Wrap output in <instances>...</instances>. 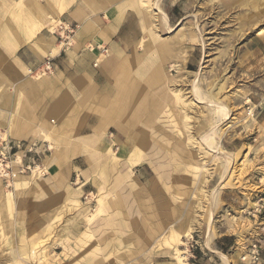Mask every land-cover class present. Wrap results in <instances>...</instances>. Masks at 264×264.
<instances>
[{"label":"rangeland","instance_id":"374dc122","mask_svg":"<svg viewBox=\"0 0 264 264\" xmlns=\"http://www.w3.org/2000/svg\"><path fill=\"white\" fill-rule=\"evenodd\" d=\"M161 2L159 6L162 11L171 9L175 17H183V20L179 28L171 22L169 32L161 26L158 16L153 17L151 13L156 34L170 37L176 28L181 30V37L184 35L182 64L185 66L188 59L194 62L193 73H184L182 79L171 77L170 88L179 89L186 100H191L190 82L194 74L199 72L202 58L201 43L194 35L199 33L205 44L199 88L204 96L210 94L217 102L229 108L231 100L238 97L239 88L248 82L246 74L250 69L241 60L240 50L247 41L258 36L257 31L264 33V0ZM53 22L56 21H52L51 26L56 27L54 34L57 36L58 26L64 23ZM192 37L194 40H191ZM172 95L168 89L169 98ZM168 106L166 114H162L158 123L163 131L156 129V138L167 146L168 151L165 156L169 165L165 171L170 176L165 179L166 192H147L144 198L143 193H140L141 187L137 188L138 179L133 169H113V177L117 176L116 173L125 176L118 186L122 193L115 192L113 195L121 205L104 214H97L98 189L92 182L98 179L97 176L95 178L97 171L88 179L86 189L82 188L84 191L77 202L69 203L68 207V195L64 200L59 193L43 195L40 191L39 194L33 188V182L19 188L13 183L8 186L3 183L0 205L2 198L10 200L12 217L8 215L7 219L11 217L13 226L4 229L0 224V264H12V251L21 258L22 264H223L218 253L230 258L231 264H236L237 257L243 251V244L259 240L256 239V224L253 222L257 217L248 214L264 201L257 196L264 189V186H259L262 182L260 178L264 152L254 153L248 148L259 145V140L255 141L250 132L246 136L236 134L230 128V119L224 121L215 143L232 160L229 168H233L229 178L225 179V185L219 186L222 182L221 168L226 165L225 161L207 152L199 144L187 148L185 143H189L185 129L180 124L182 117L178 116L179 109L175 105ZM185 114L189 118L187 129H190L197 141L214 124L211 110L202 103H193L190 108H186ZM251 114L249 111L248 116ZM118 160L111 159L110 164L114 166ZM194 164L203 165L202 169L193 173L191 166ZM42 173L39 177L47 175L45 171ZM113 177L109 176L112 184ZM84 180L87 179L79 180L73 172L69 183L71 194L78 190ZM237 195L242 196L240 206L236 202L230 204L224 201L234 199ZM157 199L161 200L159 208L158 202H155ZM209 210L212 212V239L206 243ZM58 214L60 218L54 219ZM188 222L192 225L189 238L183 234ZM47 226H51L49 231H45ZM174 231L180 234L178 240L174 237ZM230 232L231 238H221ZM228 244H231L230 248L225 247Z\"/></svg>","mask_w":264,"mask_h":264},{"label":"crops","instance_id":"0c3cea01","mask_svg":"<svg viewBox=\"0 0 264 264\" xmlns=\"http://www.w3.org/2000/svg\"><path fill=\"white\" fill-rule=\"evenodd\" d=\"M23 1L21 7H17L20 0H0V132L17 148L16 163L35 168L32 173L19 172L15 164L13 182L9 185L13 183L19 188L33 182V188L39 194L40 191L43 195L59 193L65 200L71 194L69 183L73 172L79 180L87 179V153L100 156L101 162L96 160L99 163L97 170L102 156L111 150L119 159L113 169H133L138 179L137 188L141 187L140 193L144 198L147 192H166L165 180L151 178L156 175L154 170L158 165L166 170L168 164L167 159L163 162L154 159L156 154H168L167 146L159 142L155 134L162 112L169 103L168 99L163 100L164 96L168 98L169 80L171 77L182 79L184 73L193 71V60L188 59L183 66L184 44L176 37L181 32L178 28L183 17H175L171 9L163 11L168 17V24L172 22L178 27L175 33L162 37L156 34V26L151 25V21V27L147 26L148 39L141 46L144 28L137 10L126 7L129 0H66L62 11L58 7L53 8L46 0ZM25 10L31 13L27 20L29 24L24 20ZM12 12L18 14L17 20L11 18ZM107 15H110L109 18ZM52 19L74 30L73 43L68 50H62L58 37L50 32ZM161 25L166 28L163 23ZM10 27L14 34L9 33ZM260 36L247 41L240 50L241 60L249 65L250 70L246 74L248 82L239 88L238 97L230 102L232 114L228 122L236 134L246 136L250 132L255 141L259 140V145L248 147L254 153L264 152V106L261 104L264 99V35ZM171 63H179V66L173 67ZM153 77L155 81H152ZM137 86L144 90V94L146 92L147 100L143 98L142 107L145 110L139 113L134 109L133 98ZM153 96L160 98L159 110L152 108ZM249 110L253 111L250 117ZM88 137L96 139L91 146L92 152L84 147ZM133 149L145 155L146 160L129 166L121 154ZM122 161L124 163L120 164ZM44 169L47 175L39 177L37 173L44 172ZM78 172L80 175H77ZM261 180L259 186L262 188L264 163ZM84 181L79 187L81 193L88 184V180ZM94 185L91 184L92 187ZM257 196L259 200H264V189ZM160 201H155L158 208ZM224 201L230 204L236 202L240 206L242 196ZM253 222L256 224V239H259L255 241L260 243L261 248L260 264H264V211ZM231 234L221 238L229 239ZM250 243L243 244L236 264Z\"/></svg>","mask_w":264,"mask_h":264},{"label":"bare ground","instance_id":"6f19581e","mask_svg":"<svg viewBox=\"0 0 264 264\" xmlns=\"http://www.w3.org/2000/svg\"><path fill=\"white\" fill-rule=\"evenodd\" d=\"M26 1H31V0H26ZM51 6L54 7H58V10L59 11H62L63 7L65 6L64 2L66 0H56L57 3H55V0H46ZM104 1V0H103ZM127 1V0H126ZM162 0H129L127 3H126V7H131V8H134L137 10V12L140 14V19H141V24L144 28V37L143 39L141 40L140 42V45L143 46L146 41H147V35H148V27L151 25H153L154 27L156 26L155 25V21H154V18L151 17V13L153 17H157L158 16V19L161 21V23L164 24V26L166 27V29L169 30V32H171V27L170 25L168 24V17L166 16V14L161 10L159 4ZM167 1V0H166ZM10 2V1H9ZM16 2V1H15ZM24 1L23 0H20L19 4H17V7H21V3H23ZM101 2V1H100ZM43 3V2H42ZM123 3V2H122ZM162 3V2H161ZM12 5V4H11ZM57 5V6H56ZM60 6V7H59ZM123 6V5H121ZM78 7V6H77ZM43 8V7H42ZM100 8V7H99ZM48 10V9H47ZM102 10V9H101ZM104 12V11H103ZM130 12V11H129ZM132 12V11H131ZM54 13V12H53ZM61 13V12H59ZM68 13V12H67ZM72 13V12H71ZM84 13V12H82ZM102 13V12H101ZM30 11L29 10H25L24 11V20H28L30 19ZM69 14V13H68ZM104 14V13H103ZM102 14V15H103ZM107 14V13H106ZM14 15V16H13ZM18 14L15 15V12L11 13V18H13L14 20L16 19V16ZM51 15V14H50ZM83 15V14H82ZM111 15V14H110ZM109 15V16H110ZM108 16V15H107ZM108 16V18H109ZM112 16V15H111ZM117 17V16H116ZM123 17V16H120V18ZM56 18V17H55ZM138 18V17H137ZM19 19V18H18ZM101 19V18H100ZM105 19V17H104ZM111 19V18H110ZM17 20V19H16ZM59 20V19H58ZM109 20V19H108ZM117 20V19H116ZM119 20V19H118ZM20 21V19H19ZM51 21H56L55 23H57L58 21L55 20V19H52ZM152 21V24L150 25ZM170 21V20H169ZM25 22V21H24ZM108 22V21H107ZM112 22V21H111ZM25 23H28L25 22ZM54 23V22H53ZM54 23V24H55ZM60 23V22H59ZM136 23V22H135ZM29 24V23H28ZM122 24V23H121ZM131 25V24H130ZM132 26V25H131ZM148 26V27H147ZM162 26V25H161ZM116 27V26H115ZM136 27V26H135ZM56 27H53V25L51 26L50 30L52 31V34L56 33V30H55ZM153 28V27H152ZM98 29V28H97ZM147 29V31L145 30ZM150 29V28H149ZM55 30V31H54ZM103 30V29H102ZM117 30V29H116ZM80 31V30H79ZM118 31V30H117ZM135 32V30H133ZM110 32V31H109ZM9 33L10 34H14L15 31H13L10 27L9 29ZM78 33V32H77ZM104 33V32H103ZM107 33V32H106ZM111 33V32H110ZM116 34V33H115ZM256 34L259 36H263V32L261 31H257ZM107 35V34H106ZM196 35V38H198V42L201 43V46H202V58L199 62V72H196L194 74V77L193 79L191 80L190 82V94H191V100H186V98L184 97V94L179 90V89H171V92H172V97L168 98L166 96L163 97V100H166L168 99V105H175V107L177 109H179V114L178 116L182 117V119H180V124L182 126L183 129H185V135H186V139H187V142L189 143V145L187 143H185V146L187 148H191V146H193L194 144H199L201 146L204 147V149H206L207 152L209 153H212L213 155L217 156V157H220L222 158V160H224L226 163V165L221 168V175L222 176V182L220 183L219 186L221 185H225V179L227 180L229 178V176L231 175L232 173V168H229L230 166V158L228 157V155H226V153H224L223 151H221L218 146H217V143H215L216 141V138H217V133L219 132V128L221 127V125L224 123V121L230 119L231 117V114H230V108H228L227 106H225L224 104H221L219 102L216 101V99L214 98V96L208 94V96H204V94H202L200 88H199V75H200V72L203 68V63H204V59H205V44L203 43V40L201 39V37L199 36L200 34L197 33V34H194ZM105 36V35H104ZM141 36V34H140ZM173 36V35H171ZM182 36V33L180 32L178 36H176L177 38L181 39L182 41L184 40V35L183 37ZM260 36V37H261ZM100 37V36H99ZM112 37V36H111ZM129 37V36H128ZM132 37V36H131ZM139 37V36H138ZM90 38V37H89ZM123 40V39H122ZM130 40V39H128ZM191 40H194V38L192 37ZM96 41V40H95ZM99 41V40H97ZM40 42V41H39ZM100 43V42H99ZM131 43V42H130ZM120 44V43H119ZM95 45V44H94ZM123 45H126V44H123ZM96 46V45H95ZM48 47V46H47ZM46 47V48H47ZM54 47V46H53ZM94 47V46H93ZM101 47V46H100ZM86 48V47H84ZM126 48V47H125ZM139 48V47H138ZM50 50V48H49ZM170 50V49H169ZM125 51H128L127 48ZM92 54V53H91ZM190 54V53H189ZM54 55V54H53ZM40 57V56H38ZM91 58V57H90ZM39 59V58H38ZM40 60V59H39ZM91 60V59H90ZM81 63V62H80ZM86 63V62H85ZM90 63V62H89ZM173 67L177 66L178 64L177 63H173L172 64ZM70 67V66H69ZM183 67V66H182ZM86 69V68H85ZM164 69V68H162ZM193 73V72H192ZM139 74V73H138ZM98 79V78H97ZM52 80H53V77H52ZM55 81V80H54ZM94 81V80H93ZM99 81V80H98ZM152 81H155V77H153ZM157 81V80H156ZM40 82V81H39ZM48 82V81H47ZM100 84V83H99ZM98 84V85H99ZM104 84V83H103ZM149 87V86H148ZM147 87V88H148ZM109 89V88H108ZM107 92V91H106ZM134 95H133V98H134V106L138 113L139 112H142L144 111L145 109L142 107L143 106V102H144V97L146 96V92L144 94V90H141L139 89V86H137L136 90H134ZM105 94V93H104ZM110 97V96H109ZM108 97V98H109ZM145 100H146V97H145ZM147 101V100H146ZM107 102V101H106ZM151 103H152V108H156L157 110L160 109V98H158L157 96H153L152 100H151ZM193 103H202L204 104L207 108H209L212 112V116H213V125L210 127L209 131L204 133L201 138L199 139V141L196 140V138L193 137L192 133L190 132V129H187L189 128L188 127V116H186L185 114V110L186 108H190V105H192ZM169 107V106H168ZM1 109V108H0ZM166 110V109H165ZM250 113H252L251 110H249ZM110 112V111H109ZM167 112V111H166ZM162 113H165V112H162ZM110 114V113H109ZM143 114V113H142ZM166 114V113H165ZM168 115V114H167ZM13 116V115H12ZM223 119H222V118ZM11 121V119H10ZM90 122V121H89ZM93 122V120H92ZM175 123H178L175 122ZM94 124V123H93ZM176 125V124H175ZM157 130L159 128L160 131H163L162 129V126H160L159 124L156 126ZM178 131V130H177ZM179 133V132H178ZM117 134V133H116ZM182 134V133H180ZM87 135V134H86ZM99 135V134H98ZM115 135V134H114ZM156 135V134H155ZM109 136V135H108ZM45 137V136H44ZM83 137V136H82ZM112 138V137H111ZM95 141L96 139L93 137H88L85 142H84V147L87 146L86 148V151H91V146L95 144ZM139 141V140H138ZM105 142V141H104ZM109 142V141H108ZM141 142V141H140ZM101 143V142H100ZM107 143V142H106ZM111 143V142H110ZM102 145V144H101ZM106 146V145H105ZM132 146V145H131ZM136 146V145H135ZM103 147V145H102ZM130 147V146H129ZM137 147V146H136ZM138 148V147H137ZM179 148V147H178ZM64 152V151H63ZM68 152V151H67ZM92 152V151H91ZM107 154H104L102 156V163H101V166L100 168L96 170V167L99 166V163L98 162H101V159L100 156H97L95 154H92V153H87L86 157H87V160L89 161V172H86L85 173V177L87 178V180L91 177L92 173L97 171V175L95 174V178L96 176L98 177V179H95L94 181H92L96 186H97V189H98V193H97V197H98V200H97V204H98V207H97V214H104L106 213L108 210H111L112 208L115 209L116 207H119L121 205V203H119V201H117L113 196L114 195V192L116 193H122L120 188H118V186L122 183L123 181V178H125V176L122 174V173H116L117 176L116 177H113V165L110 164V161L111 159H117L116 157H114L115 154H112V151L111 150H108V152H106ZM119 154H121V150H119L118 152ZM69 154V152H68ZM112 154V157H110ZM121 155H124V158L126 160V164L129 165V166H135V165H138L139 163H142L146 160L145 158V155H143L141 152L137 151V150H131L129 153H122ZM58 156V155H56ZM62 156V155H61ZM156 158V160L158 161H164L166 160V156L164 154H156L154 155ZM215 158V157H214ZM55 159V158H54ZM60 159V158H59ZM218 159V158H217ZM69 160V159H68ZM96 160H98V162H96ZM53 161V160H52ZM58 161V160H57ZM79 161V160H77ZM85 161V160H84ZM83 161V162H84ZM82 162V163H83ZM167 162V160H166ZM232 162V160H231ZM57 163V162H56ZM55 163V164H56ZM72 163V162H71ZM76 163V161H75ZM64 164V163H63ZM62 164V165H63ZM73 164V163H72ZM204 164V163H203ZM118 165V162H115L114 166L116 167ZM125 165V164H124ZM169 165V163H168ZM232 165V164H231ZM68 166V165H67ZM71 166V165H70ZM69 166V168H70ZM202 166L203 165H197V164H194V166H191L192 168V172L195 173L196 170H201L202 169ZM120 167V166H119ZM53 168V167H52ZM67 168V167H65ZM86 168V167H85ZM88 168V167H87ZM49 169V167H48ZM47 169V170H48ZM63 169V168H62ZM162 169V166L161 165H158L154 172H155V178L160 181V180H165L167 179L170 175L167 173V171L165 170H161ZM36 170V169H35ZM46 170V171H47ZM64 170V169H63ZM45 171V169H44ZM82 171V170H81ZM137 171V170H136ZM50 172V171H49ZM37 173V171H36ZM39 175L38 176H41L43 173L42 172H38ZM53 173V172H52ZM151 173V172H150ZM192 173V174H193ZM51 174V173H50ZM203 174V173H202ZM66 175V174H65ZM112 176L114 178V180L112 181L113 184L110 182V179H109V176ZM18 176V175H17ZM37 176V175H36ZM60 176V175H59ZM26 177V176H25ZM28 177V176H27ZM52 177V176H51ZM54 177V176H53ZM190 177V176H189ZM59 178V177H58ZM30 179V178H29ZM47 179V178H46ZM50 179V178H49ZM55 179V178H54ZM16 180H18L16 178ZM15 180V181H16ZM78 180V179H77ZM76 180V181H77ZM204 180V179H203ZM91 181V179H90ZM140 181V180H139ZM13 182V181H12ZM25 182V181H24ZM54 182V180H53ZM52 182V183H53ZM51 183V184H52ZM2 182L0 180V192L2 191ZM65 185V184H64ZM63 185V186H64ZM8 186V185H7ZM31 186V185H30ZM86 186V185H85ZM87 187V186H86ZM221 188V187H220ZM86 189V188H85ZM89 189V188H88ZM217 189V188H216ZM32 190V189H31ZM220 190V189H219ZM61 191V190H60ZM84 191V190H83ZM171 191V190H170ZM11 192V191H10ZM30 192V191H29ZM38 192V191H37ZM52 192V191H51ZM54 192V191H53ZM201 192V191H200ZM12 193V192H11ZM39 193V192H38ZM214 193L213 195H215V192H212ZM32 194V193H31ZM27 195V194H26ZM29 195V194H28ZM79 195H81V189L78 188V190L72 194H70L69 198L67 199V203L68 205H66V207L69 206V203H76L77 202V199L79 197ZM94 195V194H92ZM8 196V195H7ZM32 196V195H31ZM91 196V195H90ZM120 196V195H119ZM2 198V197H1ZM6 198V197H5ZM5 198H2V202H1V205H0V224L3 225V228L4 229H7V228H10L13 226V222L10 220V218L12 217V214L10 213V206H11V203H10V200L9 199H5ZM214 198V197H213ZM212 199V198H211ZM92 200V199H91ZM178 200V199H177ZM82 201V200H81ZM120 201L122 202V200L120 199ZM23 202V201H22ZM21 202V203H22ZM198 203V202H197ZM77 205V204H76ZM80 206V204H78ZM83 205V204H82ZM25 207V206H24ZM72 207V206H71ZM74 207V206H73ZM19 208V207H18ZM16 208V209H18ZM63 208V207H62ZM23 209V208H22ZM74 209V208H73ZM25 210V208H24ZM211 210V209H210ZM209 210L208 212V230H207V240H206V243L208 241H210L212 239V227H211V217H212V212ZM23 212V211H22ZM64 212V211H63ZM62 212V213H63ZM66 212V211H65ZM116 212V211H115ZM60 213V211H59ZM68 213V212H67ZM91 213V212H90ZM66 214V213H64ZM63 214V215H64ZM89 214V213H88ZM11 216L9 218V220L7 219V217ZM62 215V214H61ZM117 215V214H116ZM195 215V214H194ZM20 216V215H19ZM73 216V215H72ZM118 216V215H117ZM85 217V216H84ZM94 217V216H92ZM18 218V217H17ZM60 216L59 214L57 216H55L54 219H59ZM65 218V217H64ZM89 218V217H88ZM22 220V219H21ZM16 222V221H15ZM59 223V222H58ZM196 223V222H195ZM77 224V223H76ZM83 224V223H82ZM191 223L188 222V224H186V227H185V230L183 231L184 233V236L189 238L188 236H190V233L192 231V225H190ZM24 225V224H23ZM55 225V224H54ZM53 225V226H54ZM78 225V224H77ZM76 226H74L75 228ZM73 228V229H74ZM83 228V227H82ZM51 229V226L48 227L45 229V231H49ZM172 229V228H171ZM72 231V230H71ZM76 231V230H75ZM194 231V230H193ZM84 232V231H83ZM76 233V232H74ZM79 233V232H78ZM1 234V233H0ZM171 234V233H170ZM174 237L175 239H179L180 238V234L175 232L174 231ZM5 235V234H4ZM3 237V236H2ZM47 237V236H46ZM171 237V235H170ZM169 237V238H170ZM174 237H171V238H174ZM54 238V237H53ZM80 239V238H79ZM85 242V241H83ZM173 242V241H171ZM179 242V241H178ZM182 242V241H181ZM86 244V243H85ZM172 244V243H171ZM181 244V243H179ZM40 245V244H39ZM84 245V244H83ZM175 245V244H174ZM207 245V244H206ZM63 246V245H62ZM64 247V246H63ZM171 247V246H170ZM100 248V247H99ZM47 249V248H46ZM83 249V248H81ZM173 249V248H172ZM13 250V249H12ZM10 250V251H12ZM177 252V251H176ZM174 253V252H173ZM181 253V251H180ZM44 254V253H43ZM177 254V253H175ZM73 256V255H72ZM218 256L221 258L222 260V263L223 264H231V259L222 255V254H219L218 253ZM11 260H14L12 262V264H22V260L20 257H17L16 256V252L15 251H12V254H11ZM41 257V256H40ZM176 258V257H175ZM34 259V258H33ZM36 260V259H35ZM41 260V259H40ZM158 260V259H157ZM155 262V261H154ZM180 263V262H179ZM183 263V262H182ZM44 264V263H43ZM184 264V263H183Z\"/></svg>","mask_w":264,"mask_h":264},{"label":"built area","instance_id":"2783aa9c","mask_svg":"<svg viewBox=\"0 0 264 264\" xmlns=\"http://www.w3.org/2000/svg\"><path fill=\"white\" fill-rule=\"evenodd\" d=\"M58 40L59 45L62 50H68L73 41L72 37L74 35V30L66 25L60 24L58 26ZM49 60H47L46 70H50V66L48 65ZM261 104L264 106V99H262ZM48 149V147H46ZM14 147L4 136L3 133L0 132V180L2 183L9 185L12 180L13 169L15 164L19 167V172L29 171L32 173L35 166L32 169L29 166L23 167L21 163L17 162L16 152ZM32 152V150H30ZM264 211V201L258 205V207L252 209L248 212L251 217H259L262 215ZM261 263V248L260 243L258 241L251 242L247 248L245 254L239 260L238 264H260Z\"/></svg>","mask_w":264,"mask_h":264}]
</instances>
